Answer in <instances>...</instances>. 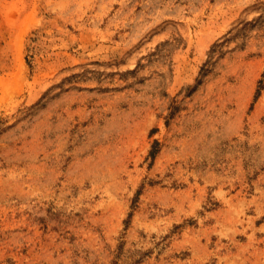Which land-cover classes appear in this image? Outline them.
Masks as SVG:
<instances>
[{
	"label": "rangeland",
	"instance_id": "1",
	"mask_svg": "<svg viewBox=\"0 0 264 264\" xmlns=\"http://www.w3.org/2000/svg\"><path fill=\"white\" fill-rule=\"evenodd\" d=\"M0 264H264V0H0Z\"/></svg>",
	"mask_w": 264,
	"mask_h": 264
}]
</instances>
